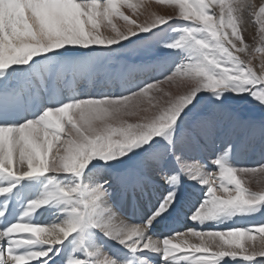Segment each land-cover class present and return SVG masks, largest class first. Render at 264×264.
Here are the masks:
<instances>
[{
  "label": "snow or ice",
  "instance_id": "obj_1",
  "mask_svg": "<svg viewBox=\"0 0 264 264\" xmlns=\"http://www.w3.org/2000/svg\"><path fill=\"white\" fill-rule=\"evenodd\" d=\"M155 4L172 11L148 12L141 20L138 9L147 11L142 0H0V197L22 181L50 174L74 178L70 186L49 180L43 197L28 201L17 222L0 227V264H53L70 237L64 264H125L99 247L90 250L97 232L133 255H159L164 264H229V258L233 264H264L257 259L264 258V224L189 228L162 240L147 236L153 223L175 207L181 176L205 189L189 217L194 224L226 223L264 210V165L232 166L231 144L210 159L214 171L176 156L179 172L162 176L170 191L142 225L124 223L108 204V180L94 186L84 182L96 168L88 169L93 160L107 164L144 149L138 153L140 169L160 166L175 155L177 145L189 138L208 141L222 124L241 126L249 139L264 143V122L242 121L222 102L231 92L264 107V0ZM172 21H183L173 29L177 38L159 40ZM248 25L256 29L252 44L245 38ZM157 48L168 55L157 56ZM132 58L139 65L130 63ZM257 58L259 73L253 64ZM134 71L148 78L135 79ZM99 77L112 91L64 95L60 90L70 79ZM202 92L212 101L203 103ZM158 137L167 149L158 147ZM145 181L137 170L117 178L125 189ZM51 205L63 206L59 223L25 222ZM6 213L5 204L0 222Z\"/></svg>",
  "mask_w": 264,
  "mask_h": 264
},
{
  "label": "bare ground",
  "instance_id": "obj_2",
  "mask_svg": "<svg viewBox=\"0 0 264 264\" xmlns=\"http://www.w3.org/2000/svg\"><path fill=\"white\" fill-rule=\"evenodd\" d=\"M136 1L137 0H130V3H136ZM145 1H146V4H144V5L147 6V11L145 10L144 7H141L138 9V12H137V14L140 15V17H141V20L147 18L148 12H158L160 14H165V13H171V11H172L170 8H166V7L156 5L155 0H145ZM256 2L260 3L261 0H256ZM169 10H171V11H169ZM124 11H125V14L131 15V13L127 9H124ZM133 18H135V17H133ZM118 23H119V21H118ZM258 60L259 59L253 61V64L257 68H259L258 67L259 64L257 63ZM259 63H260V61H259ZM85 83L86 84L88 83L86 86L87 87L86 89H88L90 87L91 83H90V81H84L83 84H85ZM77 87H78V83L76 84V82H73L70 79L67 83L61 84L60 90H62L65 95L75 93V91L79 92V94H81L79 89L77 91ZM81 87H83V85H81ZM203 146L208 148L209 147L208 142L205 141ZM159 147L162 149H167L169 146L166 143V144H163L162 146H159ZM193 148L194 147L192 146V139L189 138L183 144L177 145L176 151H178V153L181 155V159L183 161H185L184 158L188 157V155L191 153V151H193L192 150ZM173 151L175 153V149H173ZM181 152H182V154H181ZM130 155L131 154L129 153V156ZM132 156H133V154H132ZM170 159H172V158L170 157ZM198 159H199V157H198ZM140 160H141V155L135 159L136 165L134 163V166H132L131 171L136 169L137 171L140 172V174H142L143 176L146 177V181H145V183H143V185L141 187H138V188L129 187L127 189L122 188L121 185L119 183H117V178L124 176L125 171H122L123 174L121 173V174H115V175L112 174L111 175V174H109V171H108V174H105V173H103L104 171L97 169V171H95L90 178H88L84 181L86 185L93 186V184H95V182L94 183H93V181L91 182V179H97L98 181H101L102 183H104L105 180H108L110 182V184L114 187L112 189L111 196L108 199V204L112 207L113 210L118 211L117 215L121 218V220L124 223H126L128 225H132V226L142 225L148 219V217H150L153 214V212L159 206L160 202L163 200V198L170 191L169 186L164 182V180L162 179V176H160L161 172L163 173L165 169L163 171L158 170L156 172L155 168L154 169L148 168V171L146 172L145 169H140V167H139ZM173 160H174V158H173ZM94 161L95 160H93L88 165L89 169H90L91 165H93ZM202 162H204V161H202ZM207 164H208V162H205L202 165L207 167ZM159 169H160V167H159ZM169 169H170L169 170L170 173H171V171L177 172V170H179V167H177V165H176V166L169 167ZM86 173H85V176L87 177ZM157 173H159V176L157 175ZM182 177L185 180L182 178L181 179L184 180L185 182L183 181L184 185H182V187L180 186V189L177 192L178 200H177V203L175 204V207L170 208L168 210V212L164 213L162 218H158V220L153 223V225L151 227L153 229V233H150V231H149L151 229L150 228L147 232V236H149L155 240H162L165 238L166 235H168L167 237L170 236V234L166 233L167 229L170 228V226H175V228H177L179 230V228L181 226V224H179V222L184 218V215L186 214V210L189 209L191 204H192L191 203L192 200L189 199V197L190 196L193 197L194 194L196 196L197 195L201 196V194L205 195V190L203 192H201L202 191L201 189H203V188H201V186L198 185L199 183H197L196 181L190 180L187 176H182ZM186 179L188 181H186ZM49 180H52L53 182L58 183L61 186H70L71 184L74 183V178H72V177L62 176V175L61 176H53L51 174L48 176H45V177H41L38 180L22 181V182H20V184L16 188L18 193L20 194L19 198L22 197L23 195H25V199H26L30 194L33 195V198H36V199L42 198L45 191H46V186L48 185ZM12 194L13 193H11L9 195V197L7 196L10 200H8V202L5 203L7 205L6 216L8 214H11L15 210L18 211V213L21 215L25 209L26 204H24V202L22 200H20L18 203L12 201L11 200ZM159 195H161V197H158ZM3 199H4V197H3ZM192 202H194V201H192ZM5 204L0 203V208H3L5 206ZM147 207H150L151 211H148ZM62 211H63V206L57 207L55 205H51V206L39 209L38 212L34 215V217H30L27 221L30 223L46 224V225L59 223L60 221H62L64 219V216L62 215ZM179 213L181 214V216ZM131 216H133V218L135 219L134 222H129L127 220V217H131ZM124 217H126V218H124ZM188 222H189V220H188ZM182 223H185V222H182ZM234 226H235V224H234ZM240 226H247V225H245V224L243 225L241 222V223L237 224L236 227H240ZM18 235L24 236V235H28V234H18ZM71 239H70V241H71ZM97 247L101 248L109 256L115 257L121 261H124L125 264H127V262H129V261L131 262V264H139V261L141 259H146V257L149 260L151 258L150 264H164V261L162 259H160L157 255H153V254H149V253H140L139 255H133L125 247H123L121 244H119L117 241L104 238L102 236V234H100L98 232L95 233L93 240L91 242H89L90 250H95ZM70 250H71V248H70ZM70 250H69L68 241H66L65 245H64V251L62 252V254L60 256L54 257L53 264H64V261L68 255V253L70 252ZM120 252H124V255L119 256L118 254ZM154 258H156V259H154Z\"/></svg>",
  "mask_w": 264,
  "mask_h": 264
},
{
  "label": "rangeland",
  "instance_id": "obj_3",
  "mask_svg": "<svg viewBox=\"0 0 264 264\" xmlns=\"http://www.w3.org/2000/svg\"><path fill=\"white\" fill-rule=\"evenodd\" d=\"M142 2H143V4H146L145 0H142ZM136 3H137V1H136ZM169 11H171V10H169ZM122 23H123V21H119V24H122ZM182 24H183V21H172L170 25H165L164 30L160 33V35H159L160 37L158 36V39L161 41L175 40L177 38L178 34L176 32H174L173 29L180 27ZM246 27H247V31H245L246 41L249 44H252L253 43L252 37L256 34V29H255V27H253L251 25H248ZM156 55L161 56L163 58V56L168 55V50L163 49V48H157L156 49ZM257 55L259 57V54H257ZM176 59L178 60L179 56H176ZM257 59H259V58H257ZM130 63L139 65L140 61L135 59V58H132L130 60ZM257 63L259 64V60L257 61ZM255 68H256L257 73H259V68H257V67H255ZM132 75H133V78H135V79H146V78H148L143 72H140V71H134L132 73ZM83 82L84 81L76 82V84L78 83L77 91L79 89L81 94L96 95V94H100L101 92L112 91L111 87L108 85V83L104 77L94 78V79L90 80L91 85L88 89H86L87 88L86 86L88 83L83 84ZM81 85H83V87H81ZM62 93L64 94L63 91H62ZM200 96L205 98L203 103H208V102L212 101V99H213L212 96L206 92L200 93ZM222 102H223L224 108L227 111L233 112L234 114L238 115L242 119V121H249L250 120V121H254L257 124H259L260 122H264V107L260 106L250 96H234L231 92H225L223 97H222ZM157 139L160 140V144L158 145V147L167 143L166 141L162 140L159 137ZM204 142L205 141H194V140H192V146L194 147L192 149L193 151H191V153L189 154L190 156L188 155V157L184 158L187 163H196V164L202 165L205 162H208L207 168L210 171H214L215 169L210 164V159H214L217 154L224 151V149L227 145L231 144L234 148L233 155L230 156V163L232 166H234L236 168H240V167H258V166L264 165V143L260 142L259 138H257L256 140L249 139L246 131L241 126H230L228 124H222L221 127L218 128L216 133L212 136V138L207 141L209 144L208 148L203 146ZM153 143H155V141H153ZM174 149H175V155H170L168 157V159H166L163 162L162 165L152 166L149 168L150 169L155 168L156 172L158 170L163 171L165 169L164 172L167 171L170 173L169 167L176 166V165H177V167H179V165L176 162V156L181 157V155L178 153V151H176L177 150L176 147ZM143 151H144V149H138L137 151L130 153L131 157L129 155H127V156L123 157L122 159L113 160V161L108 162L107 164L104 161L95 160L93 162V165H91L90 169L89 168L88 169L92 170L93 166L95 165L96 168L93 171V173L95 171H97V169H98V170L104 171L103 173H105V174H108V171H109V174H111V175L112 174L113 175L121 174V173L123 174L122 171H125L124 173L126 175L129 173V171L131 172V168H132V166H134V163L136 162L135 159L140 156V155H138V153H143ZM132 154H133V156H132ZM181 154H182V152H181ZM170 157L172 159H170ZM198 157H199V159H198ZM173 158H174V160H173ZM202 161H204V162H202ZM135 165H136V163H135ZM159 167H160V169H159ZM145 170L147 172L148 168ZM177 172H179V170H177ZM177 172L171 171V173H177ZM163 173L161 172L160 176H163L162 175ZM86 175H87V173H86ZM157 175L159 176V173H157ZM181 178L184 179L182 176H181ZM182 179H181V182H182L181 187H182V185H184L183 181L185 180V179L184 180H182ZM92 181H93V183L95 182V184L97 182L103 184L101 181H98L97 179H91V182ZM186 181H188V180L186 179ZM95 184H93V186ZM198 185L201 186L200 184H198ZM252 187L255 190L257 186L255 184H253ZM113 188H114L113 186L110 188L111 193H112ZM201 188H203V187L201 186ZM15 189L13 190L14 192L11 196V199H12V201H14L16 203H18L20 200H22L24 202V204H27L28 201L36 199V198H33V195H31V194L26 199L23 197L19 198L20 194L18 193L17 189L16 190ZM201 190H202L201 192H203L205 189L203 188ZM8 197H4V199H3V197H1L2 199L0 198V203L1 204L7 203L8 200H10ZM158 197H161V195H159ZM193 197H191V196L189 197V199H191L194 202L191 201L192 204H191L190 208L186 210V214L184 215L185 219L183 218L179 222V224H181L179 230L176 228V231L171 233L170 236H172L176 232L183 231V230H186L189 228H195V229L201 230V231L224 230L226 227L234 226V224H235V226H237V224H239L241 222L243 225L245 224L247 226H240V227H248L250 225L264 224V210L256 213L254 216H236L232 220L227 221L226 223L216 221V222L204 223V224H194L189 217L200 206V202L202 199H204V195L201 194V196L200 195L196 196L194 194ZM114 211H116V213L118 212L117 210H114ZM19 216H20V214H19ZM124 218H126V217H124ZM186 218L189 220V222ZM27 220L25 222H28ZM127 220L129 222L135 221L133 216L127 217ZM182 222H185V223H182ZM2 223H3V221L0 222V227H2ZM150 233H153V229H150ZM167 236L168 235H166L165 238ZM70 239H71V237L69 238V241H68L69 250L72 246ZM192 243L196 244V243H199V241H192ZM254 243H256L257 245L259 244V236H257V240ZM157 256L161 259V257L159 255H157ZM147 259L148 258L146 257V260ZM154 259H156V258H154ZM257 259H264V258L257 257ZM147 261H148V264H150L151 258H150V260L148 259ZM229 264H233V262L230 260V258H229ZM237 264H239V262H237ZM242 264H243V262H242Z\"/></svg>",
  "mask_w": 264,
  "mask_h": 264
}]
</instances>
